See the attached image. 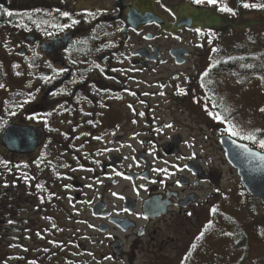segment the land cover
<instances>
[{
    "label": "flooded vegetation",
    "instance_id": "af4514ba",
    "mask_svg": "<svg viewBox=\"0 0 264 264\" xmlns=\"http://www.w3.org/2000/svg\"><path fill=\"white\" fill-rule=\"evenodd\" d=\"M221 1L234 30L264 32V8L242 6L264 0ZM217 11L0 0V264H201L231 239L245 253L247 229L261 239L264 204L221 141L258 149L216 113L188 48Z\"/></svg>",
    "mask_w": 264,
    "mask_h": 264
},
{
    "label": "rangeland",
    "instance_id": "374dc122",
    "mask_svg": "<svg viewBox=\"0 0 264 264\" xmlns=\"http://www.w3.org/2000/svg\"><path fill=\"white\" fill-rule=\"evenodd\" d=\"M220 5H223L221 0H219L218 5H214V9ZM227 7L232 10L235 8L231 3H227ZM217 12L219 13L221 11L218 10ZM227 14L229 13L227 12L225 14L222 12V16L230 17ZM188 37L192 42L188 47L192 57H199L200 69L206 72L211 66L208 56L214 45H211L205 52L204 47L200 44V32L198 36H196L195 32H192ZM189 38L187 39L189 40ZM232 39H235L242 45L243 52L241 57L246 60H249L257 53L264 52V32L261 30L253 32L245 31L239 33V37L233 35ZM248 42H252L255 45L248 47ZM177 44L179 45V43ZM187 45H189V41ZM246 69L248 70V74H250L249 78L239 77L240 72L234 71L230 77L224 78L225 80L222 79V87L217 97L218 101L215 102V96L213 98L214 110L216 113L226 116L227 118L225 120L228 119L237 128L240 127L244 133L243 138L249 135L255 136L254 140L244 138V141L246 140L248 142V140H251L259 144V141L263 139L259 134L255 133L260 132L263 128V121L259 116V112L264 106V77L261 67L253 65L252 62L247 65ZM201 107L199 108V114L200 118H203L202 116L205 117L207 109L206 107H204L205 109ZM213 122L214 124L217 123V121ZM207 134L211 133L208 132ZM217 148L218 146L216 144L215 149L217 150ZM214 160L217 161V158H214ZM233 181H236V177L231 173L228 174L225 184L230 185L231 188L228 186L230 190L233 188ZM234 201L236 203L242 201L239 193L237 194V199L235 197ZM247 235V248L245 253H242V250L234 248V241L231 239L230 245L226 250H222L220 244H216V248L213 251L204 255V261L201 264H264V233L259 240L255 238L254 234L250 233L249 229H247Z\"/></svg>",
    "mask_w": 264,
    "mask_h": 264
},
{
    "label": "trees",
    "instance_id": "16d2710c",
    "mask_svg": "<svg viewBox=\"0 0 264 264\" xmlns=\"http://www.w3.org/2000/svg\"><path fill=\"white\" fill-rule=\"evenodd\" d=\"M231 22L232 21L226 16L217 14L214 16V20L210 28L200 31V44L204 47V51L206 52L211 45H214V47L210 50L208 56L211 62V66L206 71L204 86L205 88H208V86L210 85L208 80L210 79V77H212L215 102L218 101L217 97L218 92L222 87V79L230 77L234 71L240 72L239 77L249 78L250 74H248V70L246 69V67L251 62L253 65L261 67L264 77V52L255 54L252 58H250L251 60H246L241 57L243 47L235 39H232L233 35L239 37V33L241 32H238L237 29L234 30L235 25L231 24ZM254 45L255 44L252 42L247 43L248 47ZM213 49L216 50L213 51ZM262 109H264V106ZM259 116L263 121V128L260 132H257L255 134H259L264 140V112L260 111ZM248 143L253 147H256V149H261L264 151V148H261L256 141Z\"/></svg>",
    "mask_w": 264,
    "mask_h": 264
},
{
    "label": "water",
    "instance_id": "95a60500",
    "mask_svg": "<svg viewBox=\"0 0 264 264\" xmlns=\"http://www.w3.org/2000/svg\"><path fill=\"white\" fill-rule=\"evenodd\" d=\"M221 144L247 193L264 204V153L228 137Z\"/></svg>",
    "mask_w": 264,
    "mask_h": 264
},
{
    "label": "snow or ice",
    "instance_id": "6c2138e0",
    "mask_svg": "<svg viewBox=\"0 0 264 264\" xmlns=\"http://www.w3.org/2000/svg\"><path fill=\"white\" fill-rule=\"evenodd\" d=\"M193 2L194 3H197V4H201V3H207V4H211V5H218L219 4V0H193ZM242 6L244 8H249V7H252V8H264V4H249V3H243ZM218 10L221 11V12H228V13H231V14L235 15V12L231 8L227 7L226 5H220L218 7ZM6 14L9 15V16H11V13L10 12H8ZM61 15L67 17L69 14L67 12H64V13H61ZM76 23H78V21H76V20H73L72 21V24H76ZM70 26L71 25H63L61 27H70ZM197 31H199V30H197ZM215 50L216 49H213V51H215ZM3 87H4V85L0 84V88H3ZM180 91L182 93V90H180ZM161 95H163V93H161ZM25 103H27V101H25ZM129 107L131 108L132 106L129 105ZM261 111L264 112V109H261ZM141 115H143V113H141ZM214 118L219 120L220 119V116L219 115H214ZM166 127H171V125H166ZM231 132H232L233 135H238L239 134L234 127L231 129ZM244 138L245 139H253L254 140L255 139V136L249 135V136H245ZM259 144H260V147L261 148H264V140H260L259 141ZM154 171L166 172L167 170L166 169H159V170H154ZM212 211L215 212L216 209L213 208ZM9 223H12V221H9ZM209 227H210V225H209ZM203 235H204V233H201V238L203 237Z\"/></svg>",
    "mask_w": 264,
    "mask_h": 264
},
{
    "label": "bare ground",
    "instance_id": "6f19581e",
    "mask_svg": "<svg viewBox=\"0 0 264 264\" xmlns=\"http://www.w3.org/2000/svg\"><path fill=\"white\" fill-rule=\"evenodd\" d=\"M248 141H249V142H252L251 140H248ZM255 151H258V150H255ZM260 151H262V152L264 153V151H263V150H261V149H260Z\"/></svg>",
    "mask_w": 264,
    "mask_h": 264
}]
</instances>
